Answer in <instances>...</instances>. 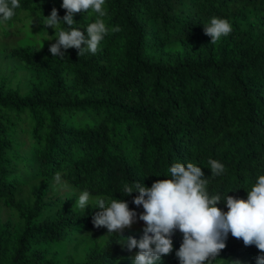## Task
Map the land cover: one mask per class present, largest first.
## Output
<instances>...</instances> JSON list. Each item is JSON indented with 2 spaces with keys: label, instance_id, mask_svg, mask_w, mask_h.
Instances as JSON below:
<instances>
[{
  "label": "trees",
  "instance_id": "trees-1",
  "mask_svg": "<svg viewBox=\"0 0 264 264\" xmlns=\"http://www.w3.org/2000/svg\"><path fill=\"white\" fill-rule=\"evenodd\" d=\"M19 3L0 22V59L14 61L0 71V264H133L139 249L94 225L95 198L126 202L137 216L123 235L140 239V193L122 188L170 179L175 163L200 167L210 196L247 199L264 175V0H105L109 31L97 52L62 48L63 58L43 25L53 8L63 21V0ZM214 16L232 31L212 44L204 29ZM97 18L75 13L71 27L88 38ZM210 159L224 165L220 175ZM83 191L88 205L74 207ZM217 207L228 211L224 200ZM171 239L156 264H180L183 234ZM225 243L205 264L264 256L230 232Z\"/></svg>",
  "mask_w": 264,
  "mask_h": 264
},
{
  "label": "clouds",
  "instance_id": "clouds-1",
  "mask_svg": "<svg viewBox=\"0 0 264 264\" xmlns=\"http://www.w3.org/2000/svg\"><path fill=\"white\" fill-rule=\"evenodd\" d=\"M104 4L105 0H63L66 15L62 22L58 10L52 9L51 15L44 18L43 25L55 30L56 42L49 49L53 57L63 58L66 52L61 51L62 48L75 47L79 50V57L86 52H97L109 31L102 19L107 14ZM19 7V0H0V22L12 19L14 10ZM90 9L98 14V18L87 25L86 38L83 31L71 26L76 22L75 13ZM61 23L68 25L70 30L59 28ZM119 30L118 26L112 29L114 32ZM204 30L211 37V43L215 44L231 33L232 25L227 19L214 16ZM208 163L213 176L224 171V165L217 160L210 159ZM169 172L170 179L158 180L151 187L136 182L134 187L125 183L122 188L124 195H131L134 191L140 193L134 203L143 206L144 213L139 219L147 225L140 239L123 235L122 230L130 227L137 216L126 202L113 198L106 206L103 197L95 198L97 208L103 211L94 217V225L106 227L109 233H118L124 238L118 244L129 251L138 248L136 255L130 258L133 264H156L162 256L170 254L173 250L171 236L175 229L183 234L182 245L176 252L180 264H205L210 258L218 256L226 248L225 240L229 232L233 237L242 239L245 246L254 244L264 252V175H260L251 190L247 191V199L229 195L222 199L219 194L209 195L206 188L208 181L203 178L202 169L193 163L189 162L186 166L175 163ZM89 199L90 193L83 191L74 207L84 209ZM221 200L226 201L227 212L217 207ZM257 264H264V256L258 257Z\"/></svg>",
  "mask_w": 264,
  "mask_h": 264
},
{
  "label": "rangeland",
  "instance_id": "rangeland-1",
  "mask_svg": "<svg viewBox=\"0 0 264 264\" xmlns=\"http://www.w3.org/2000/svg\"><path fill=\"white\" fill-rule=\"evenodd\" d=\"M1 41H3V40H1ZM18 41H19V36H17V35L12 36V37L7 39V43H8L9 46H11L12 44L17 43ZM5 55H6V53L4 55H1V58H3V56L5 57ZM4 59H0V71H1L2 74L3 73L6 74L8 72V70H7L8 67L13 64L12 62H14V61L7 62V61H5L6 59L5 60ZM98 235L101 236V234H98Z\"/></svg>",
  "mask_w": 264,
  "mask_h": 264
}]
</instances>
